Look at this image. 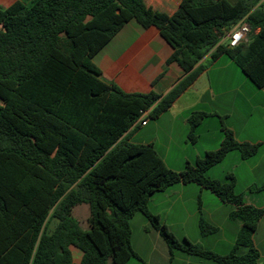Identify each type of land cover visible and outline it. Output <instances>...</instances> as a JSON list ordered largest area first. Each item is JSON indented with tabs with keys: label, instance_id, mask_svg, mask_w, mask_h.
Segmentation results:
<instances>
[{
	"label": "trees",
	"instance_id": "obj_1",
	"mask_svg": "<svg viewBox=\"0 0 264 264\" xmlns=\"http://www.w3.org/2000/svg\"><path fill=\"white\" fill-rule=\"evenodd\" d=\"M134 20L154 27L172 48L183 77L163 96L124 93L101 83L91 59ZM243 21L248 40L234 48L222 36ZM225 56L256 88L264 86V0H182L164 19L145 0H30L0 6V264H127L129 221L142 214L170 253L181 249L216 264H259L252 236L264 207L245 204L234 179L205 173L235 150L242 159L259 144L223 139L193 165L168 169L152 144L133 143L140 112L155 119L168 111L205 69ZM187 137L206 114L189 110ZM177 184H194L233 207L240 221L232 251H203L175 237L149 212V197ZM86 204L88 229L72 209ZM241 249L243 251L241 252Z\"/></svg>",
	"mask_w": 264,
	"mask_h": 264
},
{
	"label": "crops",
	"instance_id": "obj_2",
	"mask_svg": "<svg viewBox=\"0 0 264 264\" xmlns=\"http://www.w3.org/2000/svg\"><path fill=\"white\" fill-rule=\"evenodd\" d=\"M14 1L28 3L30 0H0V6L6 7ZM145 1L151 11L164 19L182 0ZM171 53L172 48L160 37L156 28H142L134 20H130L91 59L90 64L97 71V74H94L97 80L107 86L114 84L124 93H148L152 91L163 96L183 77V72L178 65L175 63L165 65ZM207 60L208 58L201 61L205 65V69L194 83L176 99L167 112L155 119L148 118L145 125H140L141 128L149 130L146 136L147 142L144 144H152L159 155L157 145L161 140L160 148H158L161 154L159 156L165 166L175 172L182 171L187 164L193 165L206 152L216 150L223 139V129L230 130L239 142L261 144V141L258 140L253 142L240 139V133H237L235 125L228 121L227 112L224 111V108L230 105L228 98L232 97L231 104L233 100L238 99L240 101L259 100L263 104L262 111H264V86L260 89L251 90L245 82H242L235 87L231 82L234 74L232 61L224 60L222 56L215 59L211 64ZM244 87L247 88L251 99L250 96L244 95ZM189 110H197L206 114V117L197 126L196 137L193 141L190 140V144L187 137L189 131L187 113ZM243 127L244 124L241 125L240 130H243ZM189 147L192 148L193 155H189ZM175 152L180 155L177 159L170 157ZM236 159L238 164L246 165L250 171L264 170V150L261 153L258 150L252 159H242L239 155L236 156ZM235 184L234 181V186ZM204 191L206 190L194 184H177L152 194L149 197L147 208L149 210L150 205L156 207L160 203L167 202L166 209L170 211L178 201L185 204L194 200L200 207ZM215 199L218 203L215 202L217 210L225 209L228 206L221 203L216 197ZM243 200L245 204L258 207L249 199ZM232 210L233 207L228 206L227 217ZM149 212L161 218L160 213L150 210ZM234 220L236 222L234 225L235 232H238L241 223L236 219ZM220 228L221 225H214L216 233ZM143 230L148 231L146 225H143ZM258 233L261 236L257 238ZM156 235L158 234L156 233ZM252 240L255 249L259 254H262L261 248L264 249V215L257 224ZM70 251L71 264H79L81 252L73 247L70 248ZM242 251L243 249H241ZM261 260L259 255V264H264Z\"/></svg>",
	"mask_w": 264,
	"mask_h": 264
},
{
	"label": "rangeland",
	"instance_id": "obj_3",
	"mask_svg": "<svg viewBox=\"0 0 264 264\" xmlns=\"http://www.w3.org/2000/svg\"><path fill=\"white\" fill-rule=\"evenodd\" d=\"M224 60H228L222 56ZM234 74L232 75V84L236 87L242 82L254 90V87L243 73L232 65ZM247 88H243V93L247 97ZM249 89V90H250ZM251 92V91H250ZM228 98L229 106L224 108L227 112L228 121L233 123L237 133L241 135L240 139H247L250 141H261L259 144V153L264 150V118L262 111L263 104L259 100L243 101L240 99L233 100ZM244 124L243 130H240L241 125ZM149 133L147 128L136 127L132 132L130 141L133 143H146V136ZM159 140L157 147L160 148ZM177 142V139H175ZM190 144V140H188ZM157 148V151L160 149ZM189 155L193 153L192 148L189 147ZM257 154V153H256ZM193 155V154H192ZM239 153L235 150L227 153L225 158L215 166L211 167L205 176L209 179L216 180L221 183L229 181L228 175H233L235 181L234 192L244 196L243 199L250 200L258 207H264V170L250 171L249 168L242 164H238L236 156ZM254 155L253 157H255ZM171 158H179L178 152L171 154ZM248 158V159H252ZM168 164V161H167ZM169 165V164H168ZM204 196L201 198V205L197 201H189L182 204L180 201L176 202L170 211H167L168 203H160L158 206H149L151 212H158L161 215V222L167 227L168 231L175 237L178 244L182 247L187 246V242L197 246L199 249L216 255L224 256L229 254L234 247V239L237 232H235V220L227 217L228 206L225 209L217 210L215 205L217 201L215 197L208 191H204ZM72 216L78 221L82 229H88L87 219L89 217V209L86 204L77 205L72 209ZM221 225L217 231L214 225ZM143 225H146L147 230H143ZM130 226V247L139 257L132 258L127 264H216L207 259H203L198 255L187 254L181 249H173L169 252L167 245L163 239L156 235L155 231L150 227L145 217L136 213L129 221ZM257 238L261 236L258 233ZM264 247V246H263ZM261 248V261L264 263V249Z\"/></svg>",
	"mask_w": 264,
	"mask_h": 264
},
{
	"label": "built area",
	"instance_id": "obj_4",
	"mask_svg": "<svg viewBox=\"0 0 264 264\" xmlns=\"http://www.w3.org/2000/svg\"><path fill=\"white\" fill-rule=\"evenodd\" d=\"M250 33L249 26L244 23L243 21L238 22L235 24L230 30L225 32L222 36L220 43L225 44L229 48H234L240 44L246 43L248 40V35ZM149 111H141L140 118L138 123L140 125H145L148 119Z\"/></svg>",
	"mask_w": 264,
	"mask_h": 264
}]
</instances>
